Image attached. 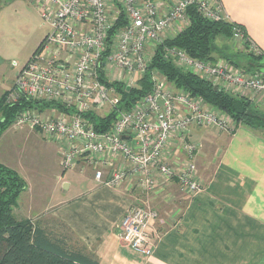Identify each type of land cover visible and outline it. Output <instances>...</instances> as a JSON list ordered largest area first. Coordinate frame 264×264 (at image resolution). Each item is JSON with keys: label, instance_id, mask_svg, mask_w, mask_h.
<instances>
[{"label": "built area", "instance_id": "built-area-1", "mask_svg": "<svg viewBox=\"0 0 264 264\" xmlns=\"http://www.w3.org/2000/svg\"><path fill=\"white\" fill-rule=\"evenodd\" d=\"M35 2L47 32L17 71L6 102L15 104L26 97L42 105L23 107L14 124L29 126L59 146L63 169L83 162L95 168V178L102 183L117 186L129 182L143 189L147 199L131 205L120 227L125 242L151 255L150 227L158 212L148 196L172 180L190 195L200 191L198 147L190 130L192 126L231 130L233 119L202 97L177 89L158 69L151 71L152 91L131 110L120 112L110 130L98 131L86 114L119 104L121 96L112 82L131 86L145 75L168 31L189 22L191 5L209 19L229 20L224 5L221 0ZM122 10L128 21L111 33ZM234 34L242 44L246 42L239 27H234ZM249 47L255 54L262 53L252 40ZM167 55L178 67L231 93H264L262 72L246 73L222 58L196 59L176 47L168 48ZM45 103H59L63 108Z\"/></svg>", "mask_w": 264, "mask_h": 264}, {"label": "crops", "instance_id": "crops-1", "mask_svg": "<svg viewBox=\"0 0 264 264\" xmlns=\"http://www.w3.org/2000/svg\"><path fill=\"white\" fill-rule=\"evenodd\" d=\"M221 1L229 20L244 25L250 40L264 53V0ZM19 7L31 12L30 24L39 21L35 0H0V33L29 25L22 16L14 17ZM173 31L177 33L171 29L169 34ZM18 64L12 62L14 67ZM11 86H0L1 95ZM246 95L264 113V93ZM233 123L231 130L200 126L190 130L198 147L200 191L190 195L172 180L148 196L158 212L150 227L151 255L125 242L120 227L131 205L147 199L146 192L129 182L117 186L102 183L95 178V168L83 162L63 169L53 143L47 145H53L57 153L60 173L52 186L40 182L37 190L29 189L32 206L17 212L18 199L15 213L51 227L65 224L99 264H264V132Z\"/></svg>", "mask_w": 264, "mask_h": 264}, {"label": "trees", "instance_id": "trees-1", "mask_svg": "<svg viewBox=\"0 0 264 264\" xmlns=\"http://www.w3.org/2000/svg\"><path fill=\"white\" fill-rule=\"evenodd\" d=\"M187 13L189 23L157 46L145 75L136 79L131 86L112 82L121 96L119 104L105 115H101V112L86 114L98 131L110 130L120 112L131 110L152 91L151 71L158 69L177 89L202 97L208 104L228 113L236 123L264 132V113L248 95L231 93L212 80L178 67L167 55V49H184L196 59L215 61L223 58L249 74L263 71L264 53L255 54L250 50V38L244 25L231 20L209 19L196 5H191ZM127 21V15L122 10L111 33H115ZM234 27H239L246 37L242 52H231L230 44L222 41L234 38ZM240 53L243 63L237 57ZM7 94L5 92L0 96V137L14 124L23 107L42 105L39 100L26 97L20 102L9 104L6 102ZM45 106L63 108L59 103H45ZM26 186V180L16 169L0 162V264H99L97 257L73 237L65 224L51 227L43 224L42 220L16 215L18 199Z\"/></svg>", "mask_w": 264, "mask_h": 264}, {"label": "rangeland", "instance_id": "rangeland-1", "mask_svg": "<svg viewBox=\"0 0 264 264\" xmlns=\"http://www.w3.org/2000/svg\"><path fill=\"white\" fill-rule=\"evenodd\" d=\"M18 13L14 12V17L22 16L29 25L20 24L4 33H0V86L3 88L11 86V83L15 80L18 68L37 48L39 42L36 46L35 44L42 39L40 35H43L47 31V26L43 24L41 17L39 21L30 24L33 19L31 12L27 8L19 7ZM184 24H178L180 27L176 25L173 29L177 31L186 26ZM173 35H175L174 31L171 34L168 31L167 38L173 37ZM222 41L230 44L231 52H242L244 50V45L236 37L222 39ZM222 41L220 40V42ZM241 56L242 54L240 53L237 57L241 59ZM14 60L19 63L18 66L14 67L12 65ZM241 62L243 63L244 60L241 59ZM261 72L264 73V70ZM108 112L109 110H105L101 111L100 114L105 115ZM33 131L35 130H32L29 126H16L13 124L0 137V162L16 169L27 183L26 189L21 193V197L19 198L17 212H19V209L21 211H28L32 206L30 198L33 193H28L29 189L34 188V190H37V184L40 182L52 186L55 178L60 173L57 153L53 145H47V143L52 144V142L42 137V134L41 136ZM57 148L58 156L61 157L59 146ZM62 177H67V174ZM44 196L45 199L48 197L45 193ZM62 230L67 233L65 229Z\"/></svg>", "mask_w": 264, "mask_h": 264}, {"label": "water", "instance_id": "water-1", "mask_svg": "<svg viewBox=\"0 0 264 264\" xmlns=\"http://www.w3.org/2000/svg\"><path fill=\"white\" fill-rule=\"evenodd\" d=\"M215 88H218V86H215Z\"/></svg>", "mask_w": 264, "mask_h": 264}]
</instances>
